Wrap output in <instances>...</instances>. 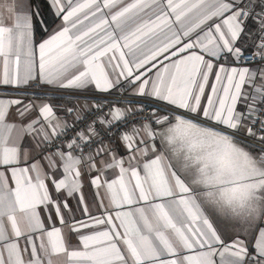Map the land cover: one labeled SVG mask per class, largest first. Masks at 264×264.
<instances>
[{"label": "snow or ice", "instance_id": "6c2138e0", "mask_svg": "<svg viewBox=\"0 0 264 264\" xmlns=\"http://www.w3.org/2000/svg\"><path fill=\"white\" fill-rule=\"evenodd\" d=\"M0 68V264H264V0H0Z\"/></svg>", "mask_w": 264, "mask_h": 264}, {"label": "crops", "instance_id": "0c3cea01", "mask_svg": "<svg viewBox=\"0 0 264 264\" xmlns=\"http://www.w3.org/2000/svg\"><path fill=\"white\" fill-rule=\"evenodd\" d=\"M0 71H2V68H0ZM88 95H92V93H89ZM74 98L72 97H64L62 100H58L57 103H68L70 100H73ZM79 103L83 104V103H86V101L84 99H81L79 101Z\"/></svg>", "mask_w": 264, "mask_h": 264}]
</instances>
